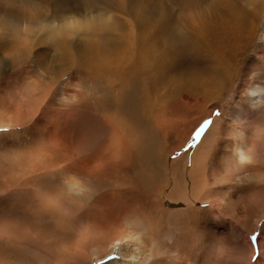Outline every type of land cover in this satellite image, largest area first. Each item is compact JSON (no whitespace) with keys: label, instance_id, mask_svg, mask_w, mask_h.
Segmentation results:
<instances>
[{"label":"rangeland","instance_id":"rangeland-1","mask_svg":"<svg viewBox=\"0 0 264 264\" xmlns=\"http://www.w3.org/2000/svg\"><path fill=\"white\" fill-rule=\"evenodd\" d=\"M189 7L177 0H0V264H61L85 240V254L101 251L104 227L118 230L123 218L141 223L138 239L151 236L152 224L172 255L163 264H231L233 250L236 264H264V206L250 208L264 192V49L228 73L197 78L189 65L206 61L213 41L197 21L209 18L206 2ZM116 42L127 52L122 60ZM257 43L264 46L263 37ZM97 48L106 60L94 55ZM125 61L111 74L100 71ZM61 80L69 90L60 98ZM125 84L141 95V122L124 147L98 104L108 103V92V106L120 103L131 90L119 89ZM251 86L262 88L261 113L245 147L251 158L241 159L236 117L248 108ZM205 120L213 124L189 149ZM141 141L138 155H126ZM75 176L73 191L67 180ZM140 243L124 241L116 254L89 263L122 253L143 261L150 253Z\"/></svg>","mask_w":264,"mask_h":264},{"label":"bare ground","instance_id":"bare-ground-1","mask_svg":"<svg viewBox=\"0 0 264 264\" xmlns=\"http://www.w3.org/2000/svg\"><path fill=\"white\" fill-rule=\"evenodd\" d=\"M177 1L180 4H182V6L184 8L186 6H190V7L194 8L193 7L194 2L196 1V3H197L200 0H177ZM201 1L206 2V4H207L206 10H208V12H209V18L206 17L202 20H197V21H198V24L201 25L203 31L205 33H207L209 37H211L213 44H210V50H209V55L211 53L212 54L210 57H208V59L206 61H204L202 63H200L199 61L197 63L191 62L189 65L192 70H195V71H197V73H199V76L197 78H199L201 76H203V77L206 76V79H208L209 77L216 76L219 73H223V72L228 73V69L239 65L240 62L244 63V62H248V61L253 60L251 55L253 53L256 54L258 49H261V50L264 49L263 45L257 43V37H263V40H264V0H201ZM190 13H191V11H190ZM217 14H218V17H215V15H217ZM209 37H207V38H209ZM117 45H118L117 42L114 43V49L113 50L116 51L115 52L116 55L120 56V60H122L121 58L124 59V57L127 56V52H122L123 49L116 47ZM97 49L99 52L94 54L96 57H97V55H99V56L102 55V57L103 56L106 57V55H104L103 53H100L102 51L99 48H97ZM260 54L262 55V53H259V55ZM260 57H262V56H260ZM102 60H106V59L103 57ZM116 63L117 64H115L114 66H110V64H109L108 69H107V67L101 68L100 71L104 74L105 73L111 74L112 67H115L117 69H121L123 67V64H125V65L128 64L126 61H125V63H123V62H116ZM97 67L98 66H96V68ZM128 68H129V66H128ZM102 76H103V74H102ZM108 77H109V75H108ZM120 77L125 78L123 74H121ZM63 82L64 81L61 80V82H59V84H61V86H58L56 88L58 93H60V98L62 95L65 96L67 91L69 90V89L67 90L69 83L68 82L66 83V80H65V83H63ZM119 89L128 90L131 88L125 84L123 86H120ZM203 90H205V89H203ZM261 90H262L261 87L251 86L246 91L245 97H246L247 103L249 104L248 108L241 109L240 112H238V116L236 117L237 122L240 121V123H242L240 130L238 131L239 132V138L241 140V145H240L241 148H239L240 149L239 151L241 153V156H240L241 159H246V158L250 159L251 158V156H250V158H248V155H247L248 152H247V149H245V147L248 145H251V146L253 145L254 131H255V130L253 131L254 119L259 116V113H261V111L259 112V105H260L259 104V100H260L259 98L261 97V95H260ZM205 93H207V92H205ZM106 94H105V97H106ZM124 94L126 95V97L120 103H118L114 100L115 102H113L111 104V106H108V104H109V92H108V94H107V102L108 103L105 106H102V108L99 107L100 106L99 105L100 103H99L98 108L102 110L103 114L107 115V116L104 115L105 117H108V118H106L107 124L109 122L114 129L113 131L114 132L116 131L117 135H115V136H118L117 137L118 139L117 140L115 139V140L118 141L119 143H121L125 147L126 141L123 139H127V138L131 137L132 127L133 128L135 126L137 127L138 124H140V122H141L140 116H139V113H140L139 103L141 102V95L133 92V88L131 90L125 92ZM134 94L137 96H134ZM94 95H96V93ZM46 98H47V101H49V99H48L49 97L47 96ZM60 98H59V100H60ZM66 99H67V101L69 100L68 97ZM102 103L103 102H101V104ZM141 111H143V110H141ZM97 112L98 111H96V113ZM111 113H116V114L118 113L122 117H124L125 120L118 122V123L117 122L115 123V121L113 120L114 118H112V116H110ZM105 117H102V118H105ZM142 117L145 118L144 116H142ZM218 121L220 122L221 120H217V122ZM122 122H126V124L123 125ZM27 123H29V122H27ZM111 126H110V128H112ZM216 127H218V126H216ZM125 129H126V132L128 133L127 136H125ZM218 129H219V127H218ZM119 130H122L123 133H121ZM117 131H119V132H117ZM210 132H211V130H210ZM141 143H142V141L140 142V145L137 144L139 146L138 147L137 145L134 144V142H132L130 145L136 146L138 148L137 149H131L128 147V149H126V151H125L126 155L133 154L132 157L133 156L135 157L136 155H138L137 150L139 148H142ZM133 150H134V153H132ZM142 150L144 152V149H142ZM147 156H149V155L147 154ZM224 158H222V159L220 158V160L217 162V166L219 168L223 167V165L225 163ZM151 164H149V165H151ZM67 183L69 184V186H71L70 187L71 190L75 191L76 188L79 189L78 179L76 178V176L74 178H72V180H67ZM69 192H70V190H69ZM67 194H68V196H70V197H68V200L70 198L73 203L77 202V200L83 201V199L80 197L75 198V196H72L69 193H67ZM260 205L264 206V192L257 194V196L255 198H253V203L250 205V208L259 207ZM80 206L84 207L85 205H71L72 208H80ZM139 212H141V211H139ZM145 212H146V210H145ZM149 218H152V217L150 216ZM123 219H124L123 225L118 230L113 231L114 229H113V227L111 228V226L110 227H104L103 233H104V236L106 237V239H105L104 245L101 247L102 248L101 251L93 250L92 253H89V254L86 253L85 254V251L89 246V241L85 240L83 242H86V243H83L81 245V247H79L73 254L70 253L71 255H70L69 259L68 260L65 259V262L64 263L62 262L61 264H88L89 262L97 261L99 259L104 258L107 255L116 254L117 248L120 247L124 241H129V242L135 241V242H139V243L141 241L140 244L143 245V248L148 249L150 255H148L143 261L139 262V261H132V259L128 260V258H130L131 255L125 256V254L122 253L123 255L121 254L120 257H122V258L120 259V261L119 260L118 261H112L111 263H107V264H155L156 262L163 264V263H167V261L168 262L173 261L171 252H166L167 250L164 252L162 247H160V245L163 242L159 239L160 236L155 237L154 231H153V226L150 222L147 223L148 224L147 226L149 227L148 230L151 231V236L147 240H144L143 238L138 239L136 237V235L138 234V231L140 230L139 227H140L141 223L135 222L133 220H128L127 218H123ZM125 219H126V221H125ZM168 229H170V228H168ZM171 232H173V231H171ZM172 238H173V236H170V239H172ZM175 241H177V240L175 239ZM235 248L238 250L237 245ZM173 253H175V252L173 251ZM238 253L236 250H233L232 255H231V258H232L231 264L237 263ZM175 257H176V255H175Z\"/></svg>","mask_w":264,"mask_h":264},{"label":"snow or ice","instance_id":"snow-or-ice-1","mask_svg":"<svg viewBox=\"0 0 264 264\" xmlns=\"http://www.w3.org/2000/svg\"><path fill=\"white\" fill-rule=\"evenodd\" d=\"M215 115L220 116V113L217 111L215 112ZM213 124L212 120H205L200 127L194 132L193 137H192V143H190L188 145V148H195L197 146V144L200 142L202 136L205 134V132L210 128V126ZM251 241L253 243V246L258 249V236L254 235L251 237ZM127 246V245H125ZM122 257L120 256H115L112 259L109 260V262L112 261H118L120 260ZM261 257L259 255V252L257 251L256 255H255V259L254 261L259 260Z\"/></svg>","mask_w":264,"mask_h":264}]
</instances>
